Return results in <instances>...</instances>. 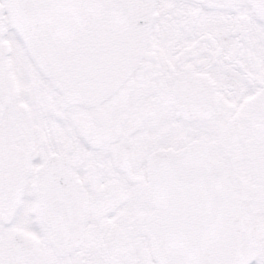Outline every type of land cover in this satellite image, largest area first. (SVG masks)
I'll return each mask as SVG.
<instances>
[{"label": "snow or ice", "instance_id": "1", "mask_svg": "<svg viewBox=\"0 0 264 264\" xmlns=\"http://www.w3.org/2000/svg\"><path fill=\"white\" fill-rule=\"evenodd\" d=\"M0 264H264V0H0Z\"/></svg>", "mask_w": 264, "mask_h": 264}]
</instances>
